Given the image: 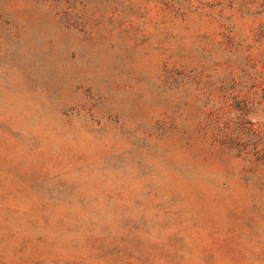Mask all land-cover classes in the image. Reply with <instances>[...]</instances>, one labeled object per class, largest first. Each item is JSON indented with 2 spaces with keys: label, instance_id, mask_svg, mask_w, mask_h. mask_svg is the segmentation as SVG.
I'll return each mask as SVG.
<instances>
[{
  "label": "rangeland",
  "instance_id": "obj_1",
  "mask_svg": "<svg viewBox=\"0 0 264 264\" xmlns=\"http://www.w3.org/2000/svg\"><path fill=\"white\" fill-rule=\"evenodd\" d=\"M259 23L264 0H0V264H264Z\"/></svg>",
  "mask_w": 264,
  "mask_h": 264
},
{
  "label": "trees",
  "instance_id": "obj_2",
  "mask_svg": "<svg viewBox=\"0 0 264 264\" xmlns=\"http://www.w3.org/2000/svg\"><path fill=\"white\" fill-rule=\"evenodd\" d=\"M253 45H254V67L255 76L253 78L254 102L264 109V23H259L256 29H253ZM247 100V99H246ZM261 130L256 131L261 137L264 136V125L260 124Z\"/></svg>",
  "mask_w": 264,
  "mask_h": 264
}]
</instances>
